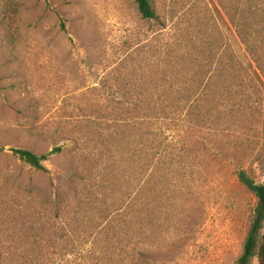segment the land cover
Here are the masks:
<instances>
[{
    "label": "rangeland",
    "instance_id": "obj_1",
    "mask_svg": "<svg viewBox=\"0 0 264 264\" xmlns=\"http://www.w3.org/2000/svg\"><path fill=\"white\" fill-rule=\"evenodd\" d=\"M150 1L155 20L0 0V264H238L258 205L238 173L264 184V0ZM58 147L43 170L13 153Z\"/></svg>",
    "mask_w": 264,
    "mask_h": 264
},
{
    "label": "trees",
    "instance_id": "obj_2",
    "mask_svg": "<svg viewBox=\"0 0 264 264\" xmlns=\"http://www.w3.org/2000/svg\"><path fill=\"white\" fill-rule=\"evenodd\" d=\"M137 4L138 10L141 16L146 20H155L157 15L153 10L150 0H134ZM153 98L149 96L145 97V102L150 104ZM156 108H151L144 112V117L146 118L147 126L149 127V138L147 139L146 151L150 152L153 156L158 152L155 151L157 142L156 134L154 132L155 126L158 124V114L155 110ZM173 114V113H169ZM64 151L63 147H58L52 153L48 155L39 156L31 151L24 149H15L13 153L20 160L30 165L37 170L44 169V161L49 157L60 154ZM239 182L258 200V205L255 210V218L251 225L250 231L245 241L242 256L239 259L238 264H251L252 259L257 257L259 264H264V184H257L245 171H240L238 173ZM263 234L261 235V232Z\"/></svg>",
    "mask_w": 264,
    "mask_h": 264
}]
</instances>
